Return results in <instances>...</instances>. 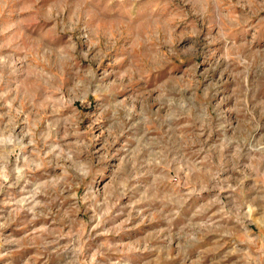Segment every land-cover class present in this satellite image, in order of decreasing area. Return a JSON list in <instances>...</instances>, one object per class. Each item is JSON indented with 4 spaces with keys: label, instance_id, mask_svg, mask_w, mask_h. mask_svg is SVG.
<instances>
[{
    "label": "rangeland",
    "instance_id": "374dc122",
    "mask_svg": "<svg viewBox=\"0 0 264 264\" xmlns=\"http://www.w3.org/2000/svg\"><path fill=\"white\" fill-rule=\"evenodd\" d=\"M0 264H264V0H0Z\"/></svg>",
    "mask_w": 264,
    "mask_h": 264
}]
</instances>
